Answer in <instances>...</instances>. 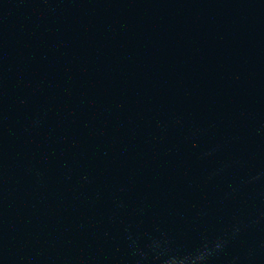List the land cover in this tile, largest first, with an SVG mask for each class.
<instances>
[{"label": "water", "instance_id": "95a60500", "mask_svg": "<svg viewBox=\"0 0 264 264\" xmlns=\"http://www.w3.org/2000/svg\"><path fill=\"white\" fill-rule=\"evenodd\" d=\"M0 264H264V0H0Z\"/></svg>", "mask_w": 264, "mask_h": 264}]
</instances>
